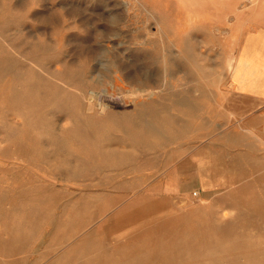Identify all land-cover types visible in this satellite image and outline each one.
<instances>
[{
	"label": "rangeland",
	"instance_id": "1",
	"mask_svg": "<svg viewBox=\"0 0 264 264\" xmlns=\"http://www.w3.org/2000/svg\"><path fill=\"white\" fill-rule=\"evenodd\" d=\"M156 2L0 0V264H264L234 41Z\"/></svg>",
	"mask_w": 264,
	"mask_h": 264
},
{
	"label": "crops",
	"instance_id": "2",
	"mask_svg": "<svg viewBox=\"0 0 264 264\" xmlns=\"http://www.w3.org/2000/svg\"><path fill=\"white\" fill-rule=\"evenodd\" d=\"M169 1L174 24H187L189 30L196 23H214V31L234 41L230 84L236 102L264 119V0Z\"/></svg>",
	"mask_w": 264,
	"mask_h": 264
},
{
	"label": "bare ground",
	"instance_id": "3",
	"mask_svg": "<svg viewBox=\"0 0 264 264\" xmlns=\"http://www.w3.org/2000/svg\"><path fill=\"white\" fill-rule=\"evenodd\" d=\"M231 60H232V59L230 58L229 61H231ZM180 65H181V64H180ZM231 67H232V66H231ZM231 67H230V68H231ZM64 77H65V76H64ZM149 92H150V91H149ZM149 92H148V94H149ZM151 92H152V91H151ZM54 159H55V158H54ZM206 169H207V168H206ZM212 171H213V170H212ZM128 207H129V206H128ZM256 208H257V207H256ZM253 216H254V215H253ZM114 217H115V215H114ZM166 218H167V217H166ZM162 222H163V221H162ZM141 226H142V225H141ZM177 232H178V231H177ZM162 244H163V243H162Z\"/></svg>",
	"mask_w": 264,
	"mask_h": 264
}]
</instances>
